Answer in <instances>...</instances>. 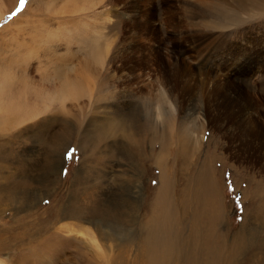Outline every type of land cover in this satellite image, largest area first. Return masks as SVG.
I'll list each match as a JSON object with an SVG mask.
<instances>
[{
    "label": "rangeland",
    "instance_id": "rangeland-1",
    "mask_svg": "<svg viewBox=\"0 0 264 264\" xmlns=\"http://www.w3.org/2000/svg\"><path fill=\"white\" fill-rule=\"evenodd\" d=\"M38 33L42 41L35 43ZM51 38L62 49L67 41L60 38L85 39L105 64L96 83L89 82L91 98L50 105L46 91L1 92L3 122L25 99L45 112L16 127L0 123V264H35L30 244L36 248L56 233L54 226L40 231L49 222L76 224L82 232L88 221L53 216L84 204L87 192L105 210H122L104 240L113 251L78 234L83 252L76 264H146L151 241L187 258L214 252L231 264H264V0H0V57L37 56L36 47ZM25 41L31 46L21 50ZM26 64H17L29 71L25 80L40 83L37 62ZM10 68L0 64L3 73ZM210 71L218 77L206 81ZM205 109L223 118L208 123ZM204 173L213 178L223 211L213 239L192 218ZM165 181L172 232L155 203ZM56 238L63 251L67 240Z\"/></svg>",
    "mask_w": 264,
    "mask_h": 264
},
{
    "label": "bare ground",
    "instance_id": "bare-ground-1",
    "mask_svg": "<svg viewBox=\"0 0 264 264\" xmlns=\"http://www.w3.org/2000/svg\"><path fill=\"white\" fill-rule=\"evenodd\" d=\"M133 15H136V14H133ZM27 25L22 26L21 29L19 30L25 33L26 29L28 28ZM87 31L89 30L86 29V32ZM63 37L64 36L61 35V38ZM61 38L59 39V41L60 40L67 41V44L64 43L63 49L60 48V46H62V43L60 44L56 43L57 40L51 38L49 40L44 41L45 43L44 46H40L38 44L39 47H36L37 48L36 50H38L37 56L36 55L33 56V54L31 53L32 57L30 54V56H25L26 58L25 57L23 58V56H20V55L18 56L20 52L18 53L17 51H14L10 53L12 57H9V55L0 57V60H2L6 66L7 65L11 66V68L8 69L6 73H3L2 70H0V94H2L1 93L2 91H7L9 94L18 93L21 91L22 92L34 91L37 93L46 91L45 93H49V96L52 100V103H50V105H55L53 102L56 100H68L70 99L71 96H74L77 101L83 100V98H87V96L91 98L92 97L91 88L92 87L94 88L95 86L94 83H96L97 77L101 74L102 69L104 68L105 57H101V51H97L95 47H93L92 49L86 48L87 40L84 41L85 39H82L80 43L78 42L76 44L74 42L72 43L71 41H68L66 39L64 40ZM34 39H35V43H39L38 41L41 39L40 33H38L37 37L35 36ZM98 40L99 38L97 39L95 38L94 42H97ZM27 42L28 41H25V43H22L25 45V47H22L21 50H24L28 48L29 46H31V45H26ZM73 44H76V45L72 46ZM33 60L35 63L37 62L38 64L36 65V67H34V69L38 70V72L42 71L41 73H39L40 79H41L39 80L40 83L37 82L36 80L26 81L25 79H29V71L27 69H23V67H21L20 65H17L20 63L22 66L26 63L31 64ZM3 63L0 61V64H3ZM12 63H14L15 66H13ZM27 64L25 66H27ZM19 67H21L22 69H19ZM224 67L225 66H221V69L224 70ZM17 73L20 76L19 78H17V75H16ZM217 77L218 75L216 74V72L210 71L208 74L205 75L204 79L208 81L210 79L217 78ZM92 79H94L93 81L94 83H93V86L89 88L88 85ZM219 83L217 82V84ZM85 88L89 89L90 93H88V90ZM214 89L215 88H213V90ZM205 99L207 100L208 98H205ZM79 102L77 104H79ZM65 105H66L65 102H62L60 104V107L59 106L58 107L60 109L61 108L66 109ZM19 106L20 108L16 110L15 113L11 115V117H10V114H8V118L5 122H3V119L5 117L0 114V123L5 124L6 122H8L11 127L12 125L16 127L17 124H20V123L23 124L25 122H29L30 120H33L38 114L45 112V110L42 109L43 106L40 105V108L37 109L35 107L34 102L33 104L31 103L29 104L27 99H25L23 103H20ZM58 107L54 106L53 109L55 110ZM206 107L208 106H205V108ZM247 107H250V106H247ZM2 108H3V104L0 103V110ZM14 109L15 108H10L9 110H14ZM60 109L58 111H60ZM9 110H6V111L8 112ZM60 115H61V112H59V116ZM228 116L229 115H226V117ZM251 117L254 118V114H252ZM205 118H206L205 120L208 123H211L213 120L217 121L216 119L219 120V118L220 119L223 118V115H216V116L211 115V113H208V111L206 112V109H205ZM230 118L231 117H229L227 120H230ZM111 122L113 126V120ZM33 125H34L33 123H30V125L26 126L25 128H30ZM44 136H46V138L49 137V135H45V134ZM126 137L130 138L129 140L131 142L130 143L131 145L136 144L137 140H135L133 136L126 135ZM11 148L12 146L7 145V148L4 151V154H5L4 159L9 160L11 156V152H13ZM50 158H51V155H49V159ZM14 174L15 173H13V175ZM11 177L12 176H10V178ZM198 183H199V186H198L199 191L197 189L198 201H197V207L195 208L193 217H192L193 222H194V225H196L197 223L200 225V228L198 229L199 232H202L205 228H207L211 232V238L213 239L215 236L213 233V227L215 225V222L219 218V216L223 213L222 206L220 204L221 198L219 197V194L217 193L215 182L213 181V178L211 177L210 174L207 173L206 175L204 173L201 181L198 180ZM167 185H168V182L165 181V185L163 186L162 190H160L157 193L155 203L156 205H158L160 218L162 220H167V224L165 225L166 227L165 230L172 232L173 222L171 220V217L169 216L170 213L167 214L166 213L167 210L165 209L166 205L167 207L169 206L170 208L171 204L169 205V200L167 199L169 196L167 197L166 194L163 193L164 190H166L165 186ZM167 190L170 191V188ZM85 197H86L85 199L86 202L84 201L85 202L84 204L83 203L82 204L80 203L78 205L75 204L76 206H74L73 209L70 207V204H68L66 207L60 208L59 211L57 210V212L55 210L54 214H57V215L53 216L55 217V219H60V218L70 216L72 218L83 220L84 222L88 221V223L84 224L86 226H82L83 227L82 228L83 230L81 229L82 232L80 231V229H75L76 224H73V226L71 224H61V225L56 226L57 225L56 223L51 225V223L49 222L48 225L42 227L40 231L43 233H47V231L48 230L51 231L54 226L53 231L56 233L55 234L53 233L54 235L52 234L50 236L49 235L44 236L40 240L41 242L37 245V247L35 246L36 248H34L33 243L30 244L31 248L29 249H34L33 254L35 257V264H76L75 261L77 259L79 260L81 259V255L83 252L81 246H79V243H83V239H82L83 237L77 236L78 234L79 235L82 234L86 236L85 240L90 246H93L95 248H100L101 246L99 244V240L101 239L102 240L101 243L103 244V246L108 248L110 252L113 251L112 245L108 244L104 240H108L113 234L111 225L109 224V222L111 221V218L114 215L119 214L122 209L117 210L112 207V208H107L108 210H105L102 206L98 204V201L96 200L93 192L92 193L87 192L84 198ZM195 198H196V191L193 193L192 197H189L188 199L184 198L183 199L184 208H188L190 206L189 204L190 200L191 199L194 200ZM128 214H130L129 211H124L121 213V215H124V216H127ZM130 215H132L134 219L138 217L137 213L130 214ZM62 233H65L67 235H62ZM8 234L9 236L10 235L14 236V232L12 230H9ZM157 234H154L152 238L156 236ZM15 235L19 236L17 232L15 233ZM57 236L58 237L62 236V238L64 237L63 239H66L68 242V246L63 251L60 250V252L59 250L57 251L58 248H56L54 244L55 241H57L58 239L56 238ZM50 242L51 243L53 242V244H50ZM157 243L159 245L158 249L153 247V242L151 241V248L145 259L146 264H231L232 263L230 257H227L226 255L222 253L215 254L213 252L208 257L194 254L193 256L188 257V258L178 252H176L173 255L171 249L166 248V247L161 248L160 242H157ZM72 245H74V248L71 250ZM29 249L27 248V250ZM61 251L63 252V254H61ZM82 260H83V257H82ZM136 262L137 261H135L133 264H136ZM1 264H6V262H1Z\"/></svg>",
    "mask_w": 264,
    "mask_h": 264
},
{
    "label": "snow or ice",
    "instance_id": "snow-or-ice-1",
    "mask_svg": "<svg viewBox=\"0 0 264 264\" xmlns=\"http://www.w3.org/2000/svg\"><path fill=\"white\" fill-rule=\"evenodd\" d=\"M21 2L23 3L24 0H21ZM72 151H74V150H72ZM67 155H68V156H71V152L67 153Z\"/></svg>",
    "mask_w": 264,
    "mask_h": 264
}]
</instances>
